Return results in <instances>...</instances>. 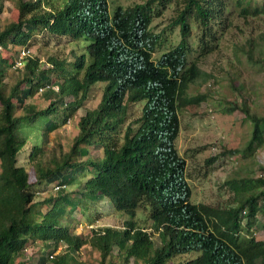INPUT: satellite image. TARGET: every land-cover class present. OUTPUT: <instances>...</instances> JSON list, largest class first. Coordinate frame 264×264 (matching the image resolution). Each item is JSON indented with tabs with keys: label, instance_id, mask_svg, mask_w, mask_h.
Returning a JSON list of instances; mask_svg holds the SVG:
<instances>
[{
	"label": "trees",
	"instance_id": "16d2710c",
	"mask_svg": "<svg viewBox=\"0 0 264 264\" xmlns=\"http://www.w3.org/2000/svg\"><path fill=\"white\" fill-rule=\"evenodd\" d=\"M169 1L145 0L109 11L106 0H16L14 19L0 28V48L28 47L39 37L44 43L66 44L69 57L48 56L47 66L35 56L23 57L20 76L4 93L2 78L14 60L0 56V264H78L76 250L85 241L98 251L97 264H264V242L238 234L241 210L245 229L257 212L264 213V201L257 200L264 199V160L262 174L252 179L257 191L234 206L217 208L189 202L183 160L174 148L177 108L201 99L184 96L199 73L194 63L185 68L189 19L203 43L213 36L212 22L223 16L225 0H181L172 24L182 38L152 60L157 35L148 26L152 14ZM2 6L0 0V12ZM260 10L240 9L251 15ZM246 55L254 60L250 50ZM260 55L258 50L256 57ZM97 84L99 100L77 118L68 150L53 154L35 174V183H53L55 192L34 201L28 174L17 164L18 129L44 118L40 136L46 140L59 123L73 117ZM51 85L56 89L38 92ZM36 93L48 101L45 107L24 102ZM137 103L139 114L129 120V105ZM17 109L23 112L15 114ZM242 111L251 122L247 150L264 142V115ZM88 147L100 149L101 155L90 158ZM40 149L32 145L26 159L31 161ZM76 179L78 196L70 197L65 187ZM229 183L237 189L235 180ZM84 196L106 198L128 219L120 226L91 228L86 239L79 238L71 230V213ZM146 228L156 233L155 242ZM37 240L44 250L36 261L19 258ZM61 244L65 252H60ZM177 256L178 261H171Z\"/></svg>",
	"mask_w": 264,
	"mask_h": 264
},
{
	"label": "rangeland",
	"instance_id": "374dc122",
	"mask_svg": "<svg viewBox=\"0 0 264 264\" xmlns=\"http://www.w3.org/2000/svg\"><path fill=\"white\" fill-rule=\"evenodd\" d=\"M143 1L145 0H106L109 11L115 6L124 8ZM180 1L170 0L163 7H158V15L152 14L148 29L150 33L157 35L151 52L152 60H156L161 53L176 46L182 38L178 26L172 24ZM1 2L3 6L0 12V28L13 20L16 15V0H1ZM256 6L261 10L253 15L240 11L241 8L252 9ZM215 21L212 22L213 36L210 39L205 38L201 43L198 38L199 28L189 19L191 27L184 36L185 68L194 63L199 73L193 82L188 83L184 96L189 98L200 95L201 99L177 108L178 126L174 148L183 160V177L189 189V202L227 208L234 206L243 195L256 192L259 187L252 179L262 174L259 166L264 160V142L259 145L254 143L251 149H244L251 134V122L242 109L252 114L264 115V0H225L223 16ZM36 38L37 41H33L27 48L29 55L37 57L42 65L48 56L54 54L69 57V46L66 44L62 46L52 41L44 43L43 39ZM17 48L18 46L0 48V56L6 58L7 62L15 60ZM247 50H250L254 60L247 57ZM258 50L261 51L259 58L256 57ZM13 64L12 68L6 69V74L2 78L4 93L20 76L17 73V70L20 71V66L13 69ZM99 96V84L93 85L82 107L77 109L69 121L59 123L50 131L46 140L42 141L40 136L44 118L18 129V135L23 139L20 138L22 143L17 153V164L23 166L28 174L30 189L35 192L34 201L55 192L51 189L53 183L47 185L35 183V174L40 172L42 165L46 164L53 154L57 155L68 150L72 138L77 133L75 126L77 118L86 108H93ZM24 102L36 108H43L48 103L37 93L27 97ZM139 108L140 103L129 105L128 111L131 112L129 120L138 116ZM22 112L17 109L15 114ZM21 130L24 134L20 133ZM34 144L40 145L41 149L30 161L26 157ZM229 150L237 151L229 152ZM100 155V149L95 151L94 148L88 147L87 156L94 158ZM240 178L246 180L244 185L240 182ZM230 180L236 181L237 189L231 187ZM79 182L80 180L76 179L72 184L66 185L65 192L70 197L78 196L76 187ZM257 200L258 203L264 201L260 197ZM45 206L43 205L41 210H44ZM136 216L133 219H136ZM239 216L242 226L239 236L252 237L264 242V213L257 212L254 221L247 229L243 227L245 209L239 212ZM71 217L73 218L70 223V226H73L71 230L83 240L90 235L91 228L120 226L122 221L128 219L127 215L113 210L106 198L94 200L89 196L81 199L78 206L73 209ZM146 229L155 242L156 233L150 228ZM60 246L62 248L60 252H65L64 244ZM42 250L44 249L41 242L34 241L25 246L19 258L34 263ZM76 251L74 259L78 264L98 263V251L86 241ZM55 254L51 255L55 256ZM179 259L180 257L177 256L171 261L176 262ZM126 264L138 263L129 261Z\"/></svg>",
	"mask_w": 264,
	"mask_h": 264
},
{
	"label": "built area",
	"instance_id": "2783aa9c",
	"mask_svg": "<svg viewBox=\"0 0 264 264\" xmlns=\"http://www.w3.org/2000/svg\"><path fill=\"white\" fill-rule=\"evenodd\" d=\"M29 55V49L25 46H18L17 48V57L16 59L14 60V64H13V67H17L20 65L21 63V60L23 57H26ZM45 66H47L48 64L47 63H44ZM48 87H51L52 89H56V86H44V87H41V88H38V92L48 88ZM53 189H56V186H53Z\"/></svg>",
	"mask_w": 264,
	"mask_h": 264
},
{
	"label": "clouds",
	"instance_id": "9594fccd",
	"mask_svg": "<svg viewBox=\"0 0 264 264\" xmlns=\"http://www.w3.org/2000/svg\"><path fill=\"white\" fill-rule=\"evenodd\" d=\"M55 86V85H54Z\"/></svg>",
	"mask_w": 264,
	"mask_h": 264
}]
</instances>
